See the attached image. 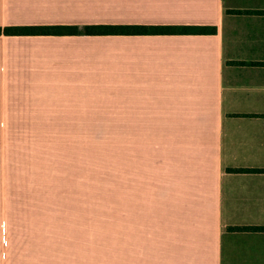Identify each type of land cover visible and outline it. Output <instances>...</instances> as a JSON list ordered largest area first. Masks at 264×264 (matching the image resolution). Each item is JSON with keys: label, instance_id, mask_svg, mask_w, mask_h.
Returning <instances> with one entry per match:
<instances>
[{"label": "crops", "instance_id": "1", "mask_svg": "<svg viewBox=\"0 0 264 264\" xmlns=\"http://www.w3.org/2000/svg\"><path fill=\"white\" fill-rule=\"evenodd\" d=\"M9 27L77 32L0 34V264H60L43 192L8 173L13 96L130 99L117 264H264V0H0Z\"/></svg>", "mask_w": 264, "mask_h": 264}, {"label": "rangeland", "instance_id": "2", "mask_svg": "<svg viewBox=\"0 0 264 264\" xmlns=\"http://www.w3.org/2000/svg\"><path fill=\"white\" fill-rule=\"evenodd\" d=\"M129 100L13 96L8 173L13 189L43 192L44 236L58 238L60 264H117V164L121 173L123 143L131 144Z\"/></svg>", "mask_w": 264, "mask_h": 264}, {"label": "trees", "instance_id": "3", "mask_svg": "<svg viewBox=\"0 0 264 264\" xmlns=\"http://www.w3.org/2000/svg\"><path fill=\"white\" fill-rule=\"evenodd\" d=\"M72 30V28H52V27H9L4 30L0 29V34L8 36L21 35H52L61 33L62 30ZM89 35H122V34H215L217 28L213 27H137V26H95L87 27ZM235 171V170H232ZM243 171V170H242Z\"/></svg>", "mask_w": 264, "mask_h": 264}]
</instances>
